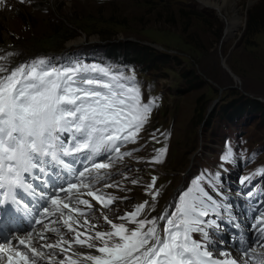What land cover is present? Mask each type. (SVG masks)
Returning a JSON list of instances; mask_svg holds the SVG:
<instances>
[{
	"label": "rangeland",
	"instance_id": "obj_1",
	"mask_svg": "<svg viewBox=\"0 0 264 264\" xmlns=\"http://www.w3.org/2000/svg\"><path fill=\"white\" fill-rule=\"evenodd\" d=\"M146 1L6 0L0 3V55L12 53L6 62L0 63L11 68L34 58L50 57V62L58 67V59L69 53L72 55L63 62L65 65L82 64L78 58L71 59L73 55L91 56L96 61L94 64L107 67L114 74L135 76L142 100H155L156 106L138 141L122 148L132 155L117 161L108 179L95 185L102 192L127 197L116 200L108 209L93 204L87 210L88 219L101 230L110 228L101 213L119 223L117 217L144 200L148 201V207L140 218L170 215L179 195L194 189L196 175L205 169L209 173L218 170L236 183L241 177L238 170H228L230 160L221 159L229 150L238 159L244 154L243 173L264 164V31L251 37L243 34L247 12L259 0H236L241 23L228 38L223 36L225 22L221 15L197 0H168V12L162 7L167 0H151L156 6ZM191 6L211 10L220 27L209 18L205 25L191 26L190 21L186 24L177 15L181 10L190 12ZM66 19L83 20V24L92 27L87 32H76L74 38L56 49L59 42L50 41V36L56 25L60 26ZM103 56L108 58L106 62L99 59ZM222 58L238 81L222 66ZM249 100L260 105L252 107ZM242 103L247 106L243 107ZM153 133L155 139H151ZM162 134L168 136L167 140ZM165 144L168 150L164 161L150 164L154 150ZM153 176L159 189L156 201L145 193ZM132 179L139 183L132 184ZM103 183H116L119 187L105 189ZM200 187L205 189L201 184ZM58 218V215L48 217L43 223ZM163 222L167 223L157 219L159 229ZM57 226L66 237L71 235L62 224ZM37 227L42 230L43 224ZM44 235V243L57 239L54 233ZM193 235L196 240L201 239L199 234ZM214 240L219 246L211 249L214 253L226 250L239 263L247 260L248 264H257L243 253L227 248L224 241ZM251 247L264 251L259 246ZM38 264L55 263L47 259Z\"/></svg>",
	"mask_w": 264,
	"mask_h": 264
},
{
	"label": "snow or ice",
	"instance_id": "obj_2",
	"mask_svg": "<svg viewBox=\"0 0 264 264\" xmlns=\"http://www.w3.org/2000/svg\"><path fill=\"white\" fill-rule=\"evenodd\" d=\"M11 55H0V61L6 62ZM155 106V100H142L135 76L114 74L107 67L79 62L57 67L45 58H34L11 68L0 63V210L17 204L21 191L35 194L31 180L51 177L44 180V185L54 191L51 195L40 194L48 205L41 215L59 217L49 223L37 219L36 224H43L42 231L16 236V244L11 239L0 243V264H38L45 259L54 260L57 250L63 255L57 264H239L229 251L210 250L216 241L204 225L216 228L217 221L204 218L210 214L219 216L221 205L200 187L199 181L194 189L179 195L168 216L140 218L148 207L144 200L117 217L119 223L101 213L110 225L107 230H97V225L88 219L86 212L93 204L83 195L103 209L118 199H127L102 192L95 185L108 179L109 170L117 161L132 155L122 152L121 147L138 141ZM151 139H155V133ZM167 150L166 144L155 149L148 162L162 163ZM231 155L229 151L221 159L230 160ZM66 157L76 159L66 162ZM97 158L102 162H95ZM76 163L83 165L82 170L73 166ZM57 167L60 171L54 172ZM259 174H264V168L252 175ZM62 178H66V186L57 187L56 182ZM215 178L219 180L218 173ZM156 179L153 176L145 187L152 201L159 195ZM250 179L251 175L240 177L239 183L243 185ZM130 182L139 183L136 179ZM114 187L119 185L103 183L105 189ZM253 195L252 191L247 192L249 198ZM157 219L167 221L163 234ZM253 220L251 228L256 232L257 244L264 248V212ZM58 224L71 235L66 237ZM45 232L56 234L57 239L37 245L36 240H46ZM92 232L94 235L89 234ZM193 233H199L201 239H193ZM239 243L244 257L264 264V251L243 247V238ZM75 246L95 249L97 254L77 252ZM41 248L50 252L46 254Z\"/></svg>",
	"mask_w": 264,
	"mask_h": 264
},
{
	"label": "trees",
	"instance_id": "obj_3",
	"mask_svg": "<svg viewBox=\"0 0 264 264\" xmlns=\"http://www.w3.org/2000/svg\"><path fill=\"white\" fill-rule=\"evenodd\" d=\"M149 5H157L156 3L152 2L151 0L146 1ZM170 6V1H165L163 3V10L168 9ZM154 10V8L152 9ZM167 11V10H166ZM177 16L183 20L186 24L187 21H190L191 26H198L200 23L205 25L207 24V19H212L215 21V25L220 27L219 21L216 19L215 15L213 12L209 9L203 8V9H198L196 6H191V10L188 13H185L183 10H181ZM168 12V11H167ZM163 17V13L160 11L159 13ZM152 15V14H151ZM160 16L157 15V18ZM118 24H121L118 22ZM57 28L52 31V36H50V41H58L59 45L57 44L54 48H61L60 46L63 45L65 41L68 39L74 38L77 33L80 31L87 32L90 30L92 26H87L83 24V20H70L66 19V21L60 22V26L56 25ZM58 31V32H56ZM260 31H264V0H259V2L251 7L248 12H247V20H246V27L243 32L244 35L251 37L254 36L255 34L259 33ZM72 54H67L64 57H61L60 59H67L70 57ZM65 61V60H64ZM63 61V62H64ZM63 62H61L63 64ZM232 70L236 72L235 68L232 66ZM249 103L251 104L252 107H257L260 105V103L256 100H249ZM241 105H245V103H242ZM247 106V105H245ZM238 106L237 108H239ZM241 107L240 109H243Z\"/></svg>",
	"mask_w": 264,
	"mask_h": 264
},
{
	"label": "bare ground",
	"instance_id": "obj_4",
	"mask_svg": "<svg viewBox=\"0 0 264 264\" xmlns=\"http://www.w3.org/2000/svg\"><path fill=\"white\" fill-rule=\"evenodd\" d=\"M197 1L200 4H202L203 6H205L206 8L214 9L216 11V13L221 15L223 21L225 22L224 38H228V37L232 36V34H234L235 31L239 28V25L241 23V17L238 13V8L235 6L236 0H197ZM227 8L230 9V12L227 11L228 10ZM100 162H102V161H100ZM64 195L65 194H63L61 196H64ZM82 198L88 199L92 204L100 206L95 201H93L91 199V197H88L86 194L83 195ZM81 206H83V205H79V207H81ZM80 230L84 231L83 228H81ZM97 230H101V229L97 227ZM29 231H33L34 235H36L37 233H40L42 230L37 227V228H31V229H29ZM29 231H27V232H29ZM26 233H24V234L20 233V236L26 235ZM50 234H53V233H50ZM89 234L94 235V232L89 233ZM13 243L16 244L18 242L15 239H13ZM35 243L37 245H42V244H44V241L43 240H36ZM19 247H21V249L23 250V246H19ZM65 247H67V246H65ZM41 251L45 252L46 254L50 252V250L46 249V248H41ZM75 251L81 252V253L97 254L95 252V249L80 248L79 246H75ZM53 254L55 255V259L49 260V262L57 264V262L63 258V255L60 254L58 252V250L56 252H54ZM45 260H47V259H45ZM240 264H243V263L240 262Z\"/></svg>",
	"mask_w": 264,
	"mask_h": 264
},
{
	"label": "water",
	"instance_id": "obj_5",
	"mask_svg": "<svg viewBox=\"0 0 264 264\" xmlns=\"http://www.w3.org/2000/svg\"><path fill=\"white\" fill-rule=\"evenodd\" d=\"M224 34H225V31H223V36H224ZM221 63H222V66L230 73V75L233 77V79L235 80V81H238V78L231 72V70L228 68V66L226 65V63H225V59L224 58H222L221 59Z\"/></svg>",
	"mask_w": 264,
	"mask_h": 264
}]
</instances>
